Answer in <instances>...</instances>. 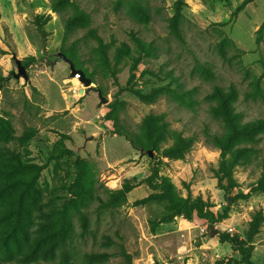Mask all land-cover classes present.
<instances>
[{
    "label": "rangeland",
    "instance_id": "obj_1",
    "mask_svg": "<svg viewBox=\"0 0 264 264\" xmlns=\"http://www.w3.org/2000/svg\"><path fill=\"white\" fill-rule=\"evenodd\" d=\"M182 1L179 37L170 26L178 0H72L66 12H83L87 21L68 36L67 14L54 12L51 0H0V168L9 167L13 154L39 167L28 237L19 248L11 240L9 249L0 248V264H215L240 258L220 232L244 239L254 263L264 264V220L256 221L264 216V191H252L264 170V132L252 144V162L235 167L223 185L220 150L205 135L224 131L209 110L216 85L235 86L245 120L264 118V96H246L264 71V0L250 1L235 16L243 0ZM138 40L151 48L145 51ZM72 45L92 72L90 86L80 73L71 76L59 55L68 56ZM101 45L110 67L99 59ZM32 57L36 61L27 66ZM16 58L26 77L17 76ZM127 86L159 91L146 101ZM99 89L106 103H100ZM114 103L130 132L140 134L148 116L165 126L166 139L152 157L114 132L107 117ZM177 137L193 142L176 156L165 155ZM79 162L88 175L84 196L77 194ZM154 167L183 197L202 198L217 214L229 207L228 216L210 224L196 215H170L164 201L142 202L154 193L147 182ZM125 186L131 190L123 204L100 206ZM58 211L70 217L72 236L47 253L46 243L31 250L28 244Z\"/></svg>",
    "mask_w": 264,
    "mask_h": 264
},
{
    "label": "trees",
    "instance_id": "obj_2",
    "mask_svg": "<svg viewBox=\"0 0 264 264\" xmlns=\"http://www.w3.org/2000/svg\"><path fill=\"white\" fill-rule=\"evenodd\" d=\"M72 0H51L52 10L60 15H65L64 27L65 35L73 33V31L82 26L87 17L83 12H74L68 14L66 7ZM252 0H243V2L233 12V16L237 15L245 6ZM139 5V4H138ZM183 1L178 0L176 3L175 15L171 19V29L174 34L181 37L180 22L182 17ZM140 12L145 16L146 10L142 5L138 6ZM138 44L147 51L151 46L145 44L143 41L138 40ZM101 63L106 67H110V62L107 54V47L101 45L99 47ZM75 45L70 46L67 51L68 57L73 60L77 69L82 70L87 76L92 75L87 67L84 66L81 56L78 54ZM36 61L34 57L27 58L25 64L28 66ZM264 66V62H263ZM136 67V63L133 69ZM133 77V76H132ZM264 77V71L260 77L252 80V90L246 93L249 98H262L264 91L261 87V80ZM3 76L0 75V80ZM126 89L133 90L131 86ZM143 100L152 101L157 95L159 89L155 88L150 93L144 94L140 91L133 90ZM212 98L215 103L210 105V113L218 118L224 124V131L220 134L211 133L206 131V143L208 145L218 148L220 150V168L221 176L219 178L220 184L223 178L229 176L235 167L239 165H247L252 161V156L255 154L256 149L252 145L261 139V134L264 132V118L258 117L252 120H245L244 114L237 110L236 101L238 91L235 86L225 88L219 85L214 86ZM108 119L112 122L114 132L127 135L131 138L133 144L143 150L160 149L161 143L166 139L165 126L158 123L156 117L148 116L143 123L140 134L130 132L124 124L121 123L120 115L118 112V105L112 104L110 111L107 113ZM3 124V123H2ZM4 125V124H3ZM192 138L177 137L174 144L164 150V154L168 156H176L179 153L188 149L192 144ZM13 161L7 168H0L2 180L0 181V248L6 250L10 248L9 240L19 248L22 244V239L28 237V222L30 220L29 212L33 202L36 200V186L35 182L38 177L39 167L35 164L25 163L20 157L12 155ZM78 190L77 194L84 196L86 192V183L88 175L86 167L78 163ZM149 186L154 190V193L142 199V202L149 201H164L170 215H183L187 218L193 215L214 224L218 221L225 219L228 216L229 207H226L223 213H215L209 209L202 198L192 199L190 197H183L180 195L167 177L160 176L157 169L154 167L151 176L147 179ZM225 188V186H223ZM131 187L125 186L112 193L108 200H101L100 206L106 208H115L126 201L127 193L130 192ZM252 191H264V170L257 180L256 185ZM237 197H248V194H239ZM80 220L85 229L88 227V217L81 213ZM264 216L259 214L256 221H263ZM256 224V223H255ZM256 229V226L254 230ZM73 226L70 217L64 211H58L50 222L42 224L39 235L35 240L28 245L31 250L37 251L42 243H46L44 252L53 250L55 246L66 244L67 240L72 236ZM220 239L223 242H229L233 248L240 254V258L226 257L215 264H255L252 260V248L247 245L246 241L238 235H232L229 232H220ZM1 251V249H0ZM39 251V250H38ZM36 253V252H35ZM29 254V252H28ZM50 264V263H48ZM54 264H67L66 262H57Z\"/></svg>",
    "mask_w": 264,
    "mask_h": 264
},
{
    "label": "water",
    "instance_id": "obj_3",
    "mask_svg": "<svg viewBox=\"0 0 264 264\" xmlns=\"http://www.w3.org/2000/svg\"><path fill=\"white\" fill-rule=\"evenodd\" d=\"M59 55L66 60L69 65H70V71H71V76H75L77 73H80V81L85 85V86H90V84L92 83V79L90 77H88L82 70L77 69L75 66V63L73 62V60L71 58H69L66 54L63 53H59ZM16 63L18 65V73L17 76H27L26 73V68L24 66V64L22 63V60L19 58H16ZM99 96H100V103H106L107 99L103 96L101 90H98ZM141 151V155L144 154L145 150L140 149ZM147 154L149 156H153L154 150L153 149H149L146 150ZM216 233V232H215Z\"/></svg>",
    "mask_w": 264,
    "mask_h": 264
}]
</instances>
